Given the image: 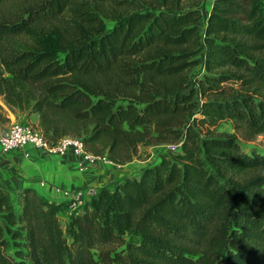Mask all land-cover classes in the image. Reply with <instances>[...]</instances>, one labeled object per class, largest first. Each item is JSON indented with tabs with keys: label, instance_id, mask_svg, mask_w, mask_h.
<instances>
[{
	"label": "trees",
	"instance_id": "obj_1",
	"mask_svg": "<svg viewBox=\"0 0 264 264\" xmlns=\"http://www.w3.org/2000/svg\"><path fill=\"white\" fill-rule=\"evenodd\" d=\"M0 97L112 164L179 145L65 227L61 204L0 189V264H264V149L212 129L264 135V0L205 18L194 0H0Z\"/></svg>",
	"mask_w": 264,
	"mask_h": 264
},
{
	"label": "crops",
	"instance_id": "obj_2",
	"mask_svg": "<svg viewBox=\"0 0 264 264\" xmlns=\"http://www.w3.org/2000/svg\"><path fill=\"white\" fill-rule=\"evenodd\" d=\"M6 116L9 124L15 119L11 113ZM29 118L28 121L37 126V115ZM78 164L79 160L72 154L46 156L33 148H19L6 153L0 150V189L11 197L29 189L50 203L65 204V207L68 206L65 217L67 221L69 215L88 199L84 197L85 188L91 186L92 180L102 174L93 168L81 172ZM55 187L68 190L76 196L71 199L74 202H69V198L55 192Z\"/></svg>",
	"mask_w": 264,
	"mask_h": 264
},
{
	"label": "rangeland",
	"instance_id": "obj_3",
	"mask_svg": "<svg viewBox=\"0 0 264 264\" xmlns=\"http://www.w3.org/2000/svg\"><path fill=\"white\" fill-rule=\"evenodd\" d=\"M213 0H194L195 6L200 10L201 15L205 18L212 7ZM106 29H109L113 24L112 23H105ZM190 75L194 78L200 79L204 75V69L202 66H197L190 71ZM234 87V86H233ZM0 106L4 111H6V115H8L9 111L4 107L5 105L2 102V98L0 97ZM14 116V115H13ZM14 121L19 122H27L30 126H34L33 129L36 128L34 123H31L30 120L28 121L27 117L18 114L17 117H14ZM29 118V117H28ZM30 119V118H29ZM9 123H0V134L5 132L8 127ZM216 133H225L233 135L236 138L238 144L245 150L250 151V149H254L256 151L261 152L264 149V135H259L256 138L250 141H244L239 133H236L233 130L231 122L225 121L220 122L212 128ZM37 130V128L35 129ZM38 131V130H37ZM39 132V131H38ZM40 133V132H39ZM72 137V136H71ZM179 148L177 144H161L157 146H139L136 150V154L132 161L118 165V164H97L93 167L95 170L101 171V175L96 177L92 180L91 186L87 189L85 188L84 197L88 198L89 196L97 193L100 189H109L112 190L116 185H118L121 180L125 178H138L139 173L148 166L154 165L159 159L167 155L170 152H175ZM88 191H91L89 193ZM69 202H74L70 199ZM70 204V203H68ZM62 209L59 213V222L62 227L66 225V215H67V207L65 204L62 205ZM74 207V206H73ZM72 207V208H73ZM77 209V208H76ZM78 210V209H77Z\"/></svg>",
	"mask_w": 264,
	"mask_h": 264
},
{
	"label": "built area",
	"instance_id": "obj_4",
	"mask_svg": "<svg viewBox=\"0 0 264 264\" xmlns=\"http://www.w3.org/2000/svg\"><path fill=\"white\" fill-rule=\"evenodd\" d=\"M19 148H33L46 156H65L72 154L79 160L78 170L84 171L88 167L97 164H110L105 156H95L85 150L81 139L66 136L51 144L29 124L25 122L12 121L8 129L0 134V150L4 153ZM55 192L62 194L65 198L74 199L68 190L54 188ZM91 193V191H88Z\"/></svg>",
	"mask_w": 264,
	"mask_h": 264
}]
</instances>
